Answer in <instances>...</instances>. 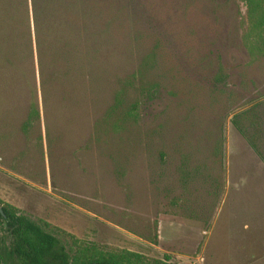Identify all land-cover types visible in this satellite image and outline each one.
<instances>
[{"label":"rangeland","instance_id":"obj_1","mask_svg":"<svg viewBox=\"0 0 264 264\" xmlns=\"http://www.w3.org/2000/svg\"><path fill=\"white\" fill-rule=\"evenodd\" d=\"M30 13L33 67L30 47L14 65L27 116L15 133L12 82L0 198L95 255L264 264V54L244 0H32Z\"/></svg>","mask_w":264,"mask_h":264},{"label":"trees","instance_id":"obj_2","mask_svg":"<svg viewBox=\"0 0 264 264\" xmlns=\"http://www.w3.org/2000/svg\"><path fill=\"white\" fill-rule=\"evenodd\" d=\"M244 2L249 19L246 36L249 50L252 55L264 54V0ZM240 115H234L231 122L244 136L238 122ZM0 208V264H140L125 255H95L89 246L79 243L74 249L67 243L65 230L51 227L42 219L36 221L1 198ZM146 264L173 263L155 260Z\"/></svg>","mask_w":264,"mask_h":264},{"label":"crops","instance_id":"obj_3","mask_svg":"<svg viewBox=\"0 0 264 264\" xmlns=\"http://www.w3.org/2000/svg\"><path fill=\"white\" fill-rule=\"evenodd\" d=\"M32 6V0H0V174H10L12 175V169L7 163L6 160L10 157H5L1 152V144L3 143L4 147L8 148V142L10 141L12 130L14 129L15 133H18V128L22 127V123L26 119V116H23L26 112L25 104L27 105L25 96L27 95V90H25V78L28 75V72L22 74L23 77L18 75L15 64L22 63L23 65L29 64V54L28 47L31 48V65L33 67L34 55L33 49L35 47L34 41V19L33 14L30 13ZM33 8V7H32ZM19 15L25 16L27 22V43H21L19 41V24L17 17ZM24 37V35H23ZM19 46L26 47V55L18 53ZM33 60V61H32ZM29 70V69H28ZM31 70V68H30ZM12 82L16 83V92L22 96V122L19 124V116L14 117L13 129L9 124L10 119L6 118V114L10 118L13 113L20 112V107L15 105L14 98L17 96L15 91L11 89ZM21 82V83H20ZM22 86V88L18 87ZM5 121L8 126H4ZM19 124V125H18ZM24 125V124H23ZM3 140V141H2ZM9 149V148H8Z\"/></svg>","mask_w":264,"mask_h":264},{"label":"water","instance_id":"obj_4","mask_svg":"<svg viewBox=\"0 0 264 264\" xmlns=\"http://www.w3.org/2000/svg\"><path fill=\"white\" fill-rule=\"evenodd\" d=\"M0 211H1V208H0Z\"/></svg>","mask_w":264,"mask_h":264}]
</instances>
